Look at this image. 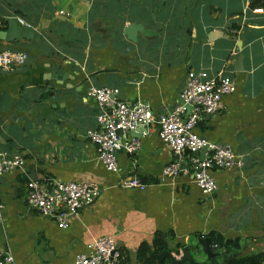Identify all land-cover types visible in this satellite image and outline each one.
<instances>
[{
  "label": "crops",
  "instance_id": "obj_1",
  "mask_svg": "<svg viewBox=\"0 0 264 264\" xmlns=\"http://www.w3.org/2000/svg\"><path fill=\"white\" fill-rule=\"evenodd\" d=\"M10 18L35 35L0 39V51L28 55L24 65L0 69V147L26 162L0 176V253H11L15 264H74L110 236L122 264H144L143 253L160 236L170 248L195 249L199 239L223 237L240 243L228 254H264V0H0V31ZM132 24L150 34L136 29L130 38ZM190 71L224 72L236 82V92L204 114L196 132L231 146L243 168L212 169L218 184L212 195L192 174L162 181L173 154L155 124L135 135L137 152L119 153L118 171H107L100 147L87 137L98 129L99 114L88 89H119L123 102L165 115ZM133 176L147 188H124ZM30 180L93 182L101 193L62 229L28 205ZM196 253L199 262L209 260Z\"/></svg>",
  "mask_w": 264,
  "mask_h": 264
},
{
  "label": "built area",
  "instance_id": "obj_2",
  "mask_svg": "<svg viewBox=\"0 0 264 264\" xmlns=\"http://www.w3.org/2000/svg\"><path fill=\"white\" fill-rule=\"evenodd\" d=\"M27 60L25 52L12 49L0 51V69L4 71L22 66ZM236 89L234 79L224 72L210 75L206 71H190L178 104L171 112L156 116L148 105H130L120 100L119 89L91 86L87 95L95 100L99 109L98 129L89 130L87 137L100 147L99 161L105 169L116 172L119 153H134L141 147V139L135 133L142 129V136L147 135L148 129L157 124L160 139L173 154L172 162L164 167L160 179L164 181L182 173L192 174L194 182L203 193L212 195L218 190V184L211 174L212 169H240L244 161L231 146L210 143L196 129L202 116L216 113L221 107L222 98L235 93ZM204 148H207V153L203 160L194 156ZM25 163L22 155L9 153L0 147V176L23 169ZM122 185L126 189L147 188L135 176L123 180ZM100 193V186L93 182L66 181L53 186L30 180L26 201L43 216L54 218L58 226L65 229L70 219L90 205ZM3 208L4 205L0 204V220ZM122 258L116 240L107 236L94 241L89 252L78 255L74 264H122ZM0 264H15V259L11 253H0Z\"/></svg>",
  "mask_w": 264,
  "mask_h": 264
},
{
  "label": "water",
  "instance_id": "obj_3",
  "mask_svg": "<svg viewBox=\"0 0 264 264\" xmlns=\"http://www.w3.org/2000/svg\"><path fill=\"white\" fill-rule=\"evenodd\" d=\"M138 29L146 35L150 34V31H146L143 27L139 25H129L126 27V35H129L130 38H133L135 30ZM35 31L30 26L20 23L18 18H10L8 20V27L6 30L0 31V39L8 43H13L18 40H33ZM139 129L136 135L140 132ZM207 148L202 149L201 151L194 154L200 160H203L206 156ZM198 247L192 249L190 246H185L179 249L177 255H174L172 251L166 250L158 256V264H164L166 259L169 260L170 264H202L198 261L197 253L205 255L208 259L216 258L219 254L215 253L211 247V241L209 239H199ZM200 250V251H199Z\"/></svg>",
  "mask_w": 264,
  "mask_h": 264
},
{
  "label": "trees",
  "instance_id": "obj_4",
  "mask_svg": "<svg viewBox=\"0 0 264 264\" xmlns=\"http://www.w3.org/2000/svg\"><path fill=\"white\" fill-rule=\"evenodd\" d=\"M5 29V27H1L0 30ZM211 247L212 250H219L222 254L230 253L235 250L240 249L239 241H228L223 237H212L211 239ZM215 246H217L215 248ZM185 247L182 244H178L174 248H170L168 244L167 237H158L153 244V249L150 254L147 255V252L143 253V262L144 264H158V256L166 251L170 250L172 252H176L178 254L179 249ZM147 249V248H145ZM164 264H170L169 260L166 259ZM202 264H218L215 258L209 259ZM224 264H264V254H252L249 256H233L229 260H227Z\"/></svg>",
  "mask_w": 264,
  "mask_h": 264
},
{
  "label": "rangeland",
  "instance_id": "obj_5",
  "mask_svg": "<svg viewBox=\"0 0 264 264\" xmlns=\"http://www.w3.org/2000/svg\"><path fill=\"white\" fill-rule=\"evenodd\" d=\"M239 251L235 252V253H232V254H237ZM233 255L231 254H228V253H224V254H221L218 258H217V261L219 264H223L226 262V260L230 259Z\"/></svg>",
  "mask_w": 264,
  "mask_h": 264
}]
</instances>
